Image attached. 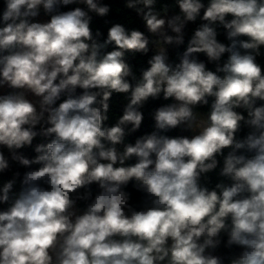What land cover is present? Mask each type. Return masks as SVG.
<instances>
[{
  "label": "clouds",
  "instance_id": "obj_1",
  "mask_svg": "<svg viewBox=\"0 0 264 264\" xmlns=\"http://www.w3.org/2000/svg\"><path fill=\"white\" fill-rule=\"evenodd\" d=\"M0 264H264V0H0Z\"/></svg>",
  "mask_w": 264,
  "mask_h": 264
},
{
  "label": "trees",
  "instance_id": "obj_2",
  "mask_svg": "<svg viewBox=\"0 0 264 264\" xmlns=\"http://www.w3.org/2000/svg\"><path fill=\"white\" fill-rule=\"evenodd\" d=\"M115 6H119V5H115ZM102 25V21H96V23L94 24V27L96 26H101ZM132 27H139L141 28V30H143V26L142 24L137 20L133 25H131ZM118 97H114V100H118ZM163 101H157L154 103H151L148 108L145 110V115H146V119L144 122V125L142 126L141 132H146L149 131L151 129V119L148 116V112L151 110V108L155 107L157 104L162 103ZM113 111L114 112H119V108L118 107H113ZM112 122V121H110ZM140 133H137V135H139ZM28 155H32L31 150H26Z\"/></svg>",
  "mask_w": 264,
  "mask_h": 264
}]
</instances>
